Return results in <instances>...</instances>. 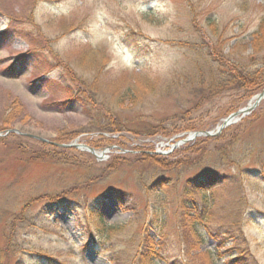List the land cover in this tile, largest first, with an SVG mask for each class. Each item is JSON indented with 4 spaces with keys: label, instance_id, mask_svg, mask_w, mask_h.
Segmentation results:
<instances>
[{
    "label": "rangeland",
    "instance_id": "374dc122",
    "mask_svg": "<svg viewBox=\"0 0 264 264\" xmlns=\"http://www.w3.org/2000/svg\"><path fill=\"white\" fill-rule=\"evenodd\" d=\"M260 19L264 0H0V264H141L153 242L151 264H264V99L201 135L264 91ZM96 202L120 231L91 242Z\"/></svg>",
    "mask_w": 264,
    "mask_h": 264
},
{
    "label": "trees",
    "instance_id": "16d2710c",
    "mask_svg": "<svg viewBox=\"0 0 264 264\" xmlns=\"http://www.w3.org/2000/svg\"><path fill=\"white\" fill-rule=\"evenodd\" d=\"M263 31H264V19H260L258 21V25L256 27V31L253 32V34H252V38L256 39V42H252V45H253L252 49L255 51V53H260V52L264 51V39L261 40V38H260L262 36V34L264 33ZM258 38H260V40ZM260 41H261V44H259ZM222 60H223V64H225L224 59H219V61H222ZM217 61L218 60H216V62ZM226 67L228 69H230L229 65H226ZM240 69H241L240 71H242V67ZM221 74H222V72H219V76L220 77H221ZM224 74H226V72H224ZM236 78H237L239 83H242L245 80L244 77H242V78L236 77ZM259 79L257 80L258 82L256 83V85L259 84ZM223 82H224V78L222 80V83ZM261 86H263V85H261ZM253 91H259V90H253ZM103 126H104L105 129H107L111 133L114 132V131H121L120 130L121 128L119 127V125H117V127H115V124H111V122H107V123L105 122V123H103ZM218 151H220L222 153V150H218ZM224 153L226 154V151H224ZM214 154L217 155V152L215 151ZM222 156H223V154H221L220 157H222ZM208 172H211L212 174L215 173L214 171H208ZM246 172L248 173L249 176H251L253 178V172H248V171H246ZM211 181H212L213 184H209ZM186 184H187L186 185L187 186V188H186L187 191H188L189 188L193 187V190L197 191L200 194H204V196L206 197V195L209 193V191L212 192V190H213V189L209 190L208 186H209V188H215V187L217 188L220 185V181L217 183L215 178H212L211 180L209 178H204V179H201L200 181H196V182L188 181V182H186ZM58 198H60V197H58ZM206 203H204V208L205 209L202 211V215L203 216L200 217V223L201 224H199V225H201V226L204 225L205 221H207L208 218L210 217V215L212 214V209H213L212 205L208 206ZM99 205H100V203L93 204L94 208H93V210H91V213H90L91 218L90 219L88 218L89 226L87 228L88 229L87 233H88V235H90L91 242H94V239L96 240L97 238L105 237L107 234L110 235L111 233H114L113 236H115L120 231V229L117 230L116 228H111L109 226H105L101 222L102 220H101V216L99 214ZM194 220H196L198 222L197 218L194 219ZM186 221H187V219H186ZM186 221H184V225H185ZM197 222H195L194 225H192V223H191V229L193 228V230H194L195 228H197V226H198ZM91 223H92V225H91ZM188 225H185V226H188ZM146 243H148V239H146L145 244ZM153 244H154V250L153 251L152 250L148 251L147 249H145L148 252L147 256H146L147 258H143L144 253H142V254L139 253L140 256H142V258L140 257L141 264H145V262H146V264L147 263L151 264V261H153L154 259L156 261L161 259L160 252L158 251L159 250L158 244H156L155 242H153ZM142 245H143V242H142ZM155 252H157L159 254H156ZM151 255L153 256V258H152ZM144 259H147V260L145 261ZM211 264H213V263L211 262Z\"/></svg>",
    "mask_w": 264,
    "mask_h": 264
},
{
    "label": "water",
    "instance_id": "95a60500",
    "mask_svg": "<svg viewBox=\"0 0 264 264\" xmlns=\"http://www.w3.org/2000/svg\"><path fill=\"white\" fill-rule=\"evenodd\" d=\"M263 98H264V91L256 97V102L254 103V105H252L251 107L244 108V109H242V110H240V111H238V112L233 113L232 115H230L228 117V119L216 130V133L215 134L203 132V133H201V135L206 136V137L217 136L229 124L230 120H233V119H235L236 117H238L240 115L241 116H245V115L249 114L250 112L253 111V109L258 105V103ZM10 132H13V131H10ZM198 135L199 134H194L193 136L196 137ZM187 141L188 140H185L184 142H187ZM73 147L78 148L77 146H73Z\"/></svg>",
    "mask_w": 264,
    "mask_h": 264
},
{
    "label": "bare ground",
    "instance_id": "6f19581e",
    "mask_svg": "<svg viewBox=\"0 0 264 264\" xmlns=\"http://www.w3.org/2000/svg\"><path fill=\"white\" fill-rule=\"evenodd\" d=\"M252 103H253V100L250 102V105H252Z\"/></svg>",
    "mask_w": 264,
    "mask_h": 264
}]
</instances>
